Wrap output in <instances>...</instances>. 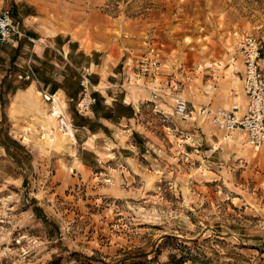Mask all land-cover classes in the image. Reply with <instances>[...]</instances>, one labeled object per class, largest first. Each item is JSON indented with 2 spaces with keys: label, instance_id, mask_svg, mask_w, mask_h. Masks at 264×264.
I'll return each instance as SVG.
<instances>
[{
  "label": "rangeland",
  "instance_id": "1",
  "mask_svg": "<svg viewBox=\"0 0 264 264\" xmlns=\"http://www.w3.org/2000/svg\"><path fill=\"white\" fill-rule=\"evenodd\" d=\"M0 5L22 34L0 45V264H264V148L200 121L193 133L192 120L173 114L177 98L192 109L242 99L241 76L227 65L242 36L257 40L264 73V0ZM59 34L108 61L123 55L143 100L138 131L171 156L151 143L146 158L127 149L128 173L92 159L91 172L68 165L62 148L74 138L57 127L54 104L62 96L40 95L28 61V37ZM145 89L158 98L146 101ZM79 94L68 98L71 125Z\"/></svg>",
  "mask_w": 264,
  "mask_h": 264
},
{
  "label": "crops",
  "instance_id": "2",
  "mask_svg": "<svg viewBox=\"0 0 264 264\" xmlns=\"http://www.w3.org/2000/svg\"><path fill=\"white\" fill-rule=\"evenodd\" d=\"M20 35L22 37L21 33ZM21 37L15 36L12 44L17 45V39ZM28 39L32 49L28 60L31 64L29 71L33 76L34 87L41 88L40 95L43 93L53 98L61 95L62 99L59 97L54 104L65 114L71 105L68 104V98L75 97L80 90L79 72L84 67H90L92 72L89 82L95 90L96 103L86 115H79L77 122L72 124L71 137L74 139L67 149L62 148L68 156V165L73 166L77 173L92 171V166L85 162L89 159L93 160V166L96 168H102L110 162L112 167H116L115 171L123 173L125 170L128 173L130 168L127 149L133 151L139 159L140 156L147 155L143 153L148 152L147 147L151 143L153 145L150 146L158 148L157 154L160 157L171 156V149L166 150L162 148L161 143L150 139L147 130L146 133L138 131V116L143 110V100L136 92L138 86L125 81L127 71L122 61L123 55L113 62L108 61L107 58H102L99 52L86 51L79 41L63 34L48 37L46 40ZM20 43L23 44L21 41ZM44 67L47 68L46 71L43 70ZM142 91L149 92L147 89ZM150 100L149 92V99L146 101ZM154 108L155 112H158L161 106L154 104ZM194 124L193 122V133H196ZM189 144L193 146V143ZM177 154L191 156L193 150Z\"/></svg>",
  "mask_w": 264,
  "mask_h": 264
},
{
  "label": "built area",
  "instance_id": "3",
  "mask_svg": "<svg viewBox=\"0 0 264 264\" xmlns=\"http://www.w3.org/2000/svg\"><path fill=\"white\" fill-rule=\"evenodd\" d=\"M19 35L11 10L0 8V45L11 44L13 37ZM228 56L227 65H232L241 76L242 99L232 102L228 107L200 105L192 109L185 100L177 98L173 114L182 120L208 123L226 134L238 133L249 146L261 150L264 148V73L259 64V44L251 35L242 36L232 43ZM157 63L152 62L150 67ZM91 74L90 67H84L79 72L80 94L75 103L79 115L87 114L96 103L95 90L89 82ZM137 78L139 80V74ZM125 81L128 83L127 77ZM157 96L156 91L150 92L151 101ZM45 98L48 100V97ZM56 114L59 130L64 134L72 131L71 122L65 113L59 111Z\"/></svg>",
  "mask_w": 264,
  "mask_h": 264
},
{
  "label": "bare ground",
  "instance_id": "4",
  "mask_svg": "<svg viewBox=\"0 0 264 264\" xmlns=\"http://www.w3.org/2000/svg\"><path fill=\"white\" fill-rule=\"evenodd\" d=\"M232 66V65H231ZM70 133H72V131H69L68 133H67V136H68V134H70ZM230 140V139H229ZM228 140V141H229ZM228 141H225L223 144H225L226 146L229 144V142ZM240 141V140H239ZM230 142H232V141H230ZM236 144H239L238 143V141H236ZM249 156V155H248ZM250 157V156H249Z\"/></svg>",
  "mask_w": 264,
  "mask_h": 264
}]
</instances>
